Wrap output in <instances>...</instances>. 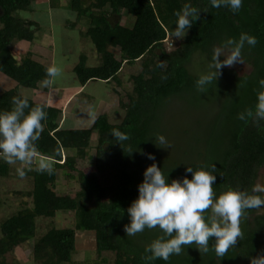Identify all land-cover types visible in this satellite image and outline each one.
I'll return each instance as SVG.
<instances>
[{
	"label": "trees",
	"instance_id": "obj_1",
	"mask_svg": "<svg viewBox=\"0 0 264 264\" xmlns=\"http://www.w3.org/2000/svg\"><path fill=\"white\" fill-rule=\"evenodd\" d=\"M33 2L0 0V72L15 83L0 93V111L11 108L13 96H22L19 86L41 92L50 89L38 87L46 79L48 65L29 51L17 60L11 48L13 41L34 40L38 23L18 14L30 10ZM67 2L76 13V20L67 24L75 27L79 18L88 20L80 35L90 39L99 59L87 65L86 56L79 55L72 71L81 86L89 80L120 82L118 74L124 65L138 63L140 69L129 75L132 86L125 97L115 91L123 111L118 123H111L107 114L101 113L90 127L66 128V99L55 106L29 97L30 106L47 105V120L37 146L40 156L55 161L54 171H26L24 177L30 180V188L14 191L25 199L10 216L0 219V264H7L4 256L27 241L32 242L30 256L34 264H70L77 250L78 231H91L95 257L86 260L92 264L105 263L104 252L113 254V264H252L254 257L264 256V215L255 210H249L242 219L243 238L222 258L212 250L203 255L193 245L168 261H145V248L161 235L159 229H146L135 236L124 231L130 223L127 209L138 198L144 171L153 163L162 169L168 183L185 176L191 179L188 166L211 170L215 165L213 187L217 194L229 188L252 192L258 172L264 167V131L251 120L245 123L238 119V113L254 108L257 93L262 90L258 81L264 78V0H243L236 13L227 7L213 8L210 0ZM184 4L200 9L199 19L184 38L174 39V13ZM128 16L133 17L130 26L126 24ZM241 33L253 35L258 41L242 51L248 72L237 75L234 69L224 67L216 82L208 86V92L199 93L195 81L200 74L189 68L193 58H200L209 72L213 49L223 47L230 37L238 39ZM169 38L178 40L171 50L165 47ZM176 110L177 141L171 147H158L156 137H166L165 123ZM260 124L264 128V121ZM113 129L129 134L130 139L120 145L111 134ZM129 148L133 149L131 153H127ZM148 154L155 159H149ZM87 158L93 167L84 172L77 162ZM11 168L0 159V178L7 177ZM59 177L67 180L68 191L72 187L76 191L58 193L55 187ZM59 211L72 213L73 227L56 228L51 223L37 237L36 218L50 219V223ZM212 243L214 238L210 248Z\"/></svg>",
	"mask_w": 264,
	"mask_h": 264
},
{
	"label": "clouds",
	"instance_id": "obj_2",
	"mask_svg": "<svg viewBox=\"0 0 264 264\" xmlns=\"http://www.w3.org/2000/svg\"><path fill=\"white\" fill-rule=\"evenodd\" d=\"M210 2L213 8L227 7L236 13L242 8L243 0ZM200 11L197 7L184 4L181 10L174 13L177 17L172 32L174 39H182L187 35V30L199 19ZM257 42L255 36L241 33L238 39L230 37L223 47L214 48L208 65L210 71L195 81L197 91L208 92V86L216 82L224 67L244 64L243 49L246 45L254 47ZM62 76L63 68L54 63L46 68L43 83L53 87ZM258 83L262 90L257 93V103L254 108L248 107L238 113V119L245 123L251 120L258 129L264 131L260 124L264 121V78ZM11 105V108L0 111V159L9 165L19 164L16 171L21 178L26 175V171L32 170L51 174L55 161L40 156L37 146L44 130L43 122L47 120V105L30 106L27 95L13 96ZM90 114L95 115L94 111ZM111 134L120 145L130 139L129 134L119 129H113ZM156 140L158 147H171L163 134H158ZM132 151L129 148L127 153ZM148 158L155 159L152 154H148ZM215 170V165L211 170L203 167L194 170L188 166L186 171L192 174L191 179L185 176L182 180L173 179L168 183L167 176L155 163L145 169L144 180L138 186L139 196L127 209L130 223L124 226L128 236L141 234L146 229H159L161 235L146 246L142 259L168 261L173 255H181L185 247L193 245L203 255L212 250L217 257L222 258L243 238L240 225L248 211L255 210L264 215V195L259 194L264 193V182L257 181L251 193L229 188L217 194L213 187ZM213 238L214 243L210 248ZM252 264H264V256L254 257Z\"/></svg>",
	"mask_w": 264,
	"mask_h": 264
},
{
	"label": "rangeland",
	"instance_id": "obj_3",
	"mask_svg": "<svg viewBox=\"0 0 264 264\" xmlns=\"http://www.w3.org/2000/svg\"><path fill=\"white\" fill-rule=\"evenodd\" d=\"M67 1L68 0H34L30 10L19 11L18 14L20 16L30 17L38 23L35 31V38L40 40L42 44H39L38 48L33 43L25 41H13L11 44L12 52L17 60L25 56L26 51L33 52L36 56L35 51L37 50L44 53L43 59L38 58L42 63L48 64V66L56 63L63 68L62 78H60L53 87H50V90L47 92H41V90L36 91L35 89L22 86L18 87L22 95H27L41 102L47 101L55 106L61 104L76 86V88L79 87L78 80L72 71L73 65L78 61L79 55L84 54L86 56L87 65H94L99 61L97 54L94 52L93 43L89 38L80 35L81 31L84 32L88 26V20L84 17L81 18V21H78L75 27L67 24L76 20V13L69 9ZM126 20L127 25H132V16H128ZM171 41L172 44L170 43ZM177 43L178 40L169 38V40L165 42V47L167 50H171ZM114 52L116 55H119L117 49H115ZM225 52L227 53V50H225ZM220 59L223 60L224 57L221 56ZM199 60L197 57L193 58L189 68L191 71L202 75L207 73L208 69L205 67L204 62H199ZM227 68L234 69L237 75H241L249 70V66L245 63H236L232 67ZM138 69H140L138 63L131 66L125 65L118 74L120 82L116 80L110 82L89 80L83 85L77 95H74L66 102L63 109V127H90L93 119L101 113L107 114L111 123H118L123 116V111H121L118 106L119 96L115 91L120 93L121 98L125 97V93L130 91L132 86L129 75L136 73ZM42 85L44 84L40 83L38 87ZM14 86V81L0 72V93ZM93 111L95 113L94 116L90 114ZM177 111L178 110L174 111V113L173 111L171 112L172 114L169 116V120L164 126L166 139L170 145H174L177 141V137L174 134L177 127H179V117L178 115L176 116V114L179 113ZM91 144H95L94 137ZM91 153H93V151H91ZM17 167H20V165H12L9 175L0 178V200L2 202L0 207V219L10 216L20 206L21 199H25L22 198L21 195H16L14 191L29 189L31 186L28 178H21L17 174ZM77 167L84 172H89L93 167L92 160L90 158L79 160L77 162ZM257 181L264 182V167L259 170L255 184ZM66 184L67 180H63L62 177H59L58 184L55 187L56 191L58 193H65L68 191ZM75 191L76 187H72L68 192L73 194ZM49 220L50 219H45L43 217L36 218L37 237L42 234L51 223L56 228L73 227L74 225V218L70 212L65 213L59 211L56 213L55 217L51 219L52 221L50 223ZM90 232L91 231H78V234L76 233V238L78 240L76 244L77 250L73 256V262L70 264H92V261L91 263H87L86 260L87 258H93L92 260H94L95 257L93 253V236ZM31 243V241H27L16 247L13 252L6 254L4 256L6 263L34 264L30 256L32 248ZM103 254L106 258L103 264H113V254L108 252H104Z\"/></svg>",
	"mask_w": 264,
	"mask_h": 264
},
{
	"label": "crops",
	"instance_id": "obj_4",
	"mask_svg": "<svg viewBox=\"0 0 264 264\" xmlns=\"http://www.w3.org/2000/svg\"><path fill=\"white\" fill-rule=\"evenodd\" d=\"M122 16H123V14H122ZM125 17V16H124ZM28 18V17H27ZM30 18V17H29ZM30 19H32V18H30ZM127 19V18H126ZM78 21H81V18H79V20ZM77 21V22H78ZM31 43H33L37 48H38V45L40 44H42L41 42H40V40H38V39H36L35 37H34V40L31 42ZM37 44V45H36ZM94 49V48H93ZM27 52V51H26ZM30 52V51H29ZM42 51H35V54H36V56L33 54V52H31V54L32 55H34L33 57H37V58H40V59H43V54L44 53H41ZM94 52H95V49H94ZM96 53V52H95ZM39 55V56H38ZM76 64V63H75ZM74 64V65H75ZM45 65H48V64H45ZM73 65V66H74ZM125 66V65H124ZM123 66V67H124ZM73 69V68H72ZM79 83V82H78ZM77 87V86H76ZM75 87V89L73 90V91H71L68 95H67V97L65 98L66 100V102H67V100L70 98V97H72L73 95H77L78 93H79V91L82 89V87L83 86H81L80 84H79V87L78 88H76ZM50 90V89H49ZM47 98V97H46Z\"/></svg>",
	"mask_w": 264,
	"mask_h": 264
}]
</instances>
